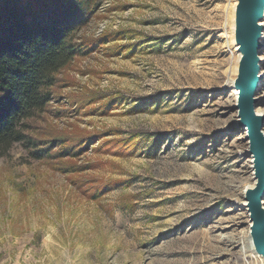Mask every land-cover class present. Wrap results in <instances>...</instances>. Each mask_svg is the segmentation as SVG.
Masks as SVG:
<instances>
[{
  "label": "rangeland",
  "instance_id": "rangeland-1",
  "mask_svg": "<svg viewBox=\"0 0 264 264\" xmlns=\"http://www.w3.org/2000/svg\"><path fill=\"white\" fill-rule=\"evenodd\" d=\"M236 5L99 0L25 121L56 155L23 142L0 154V264H260L241 205L254 159L226 87ZM260 59L256 114L264 46Z\"/></svg>",
  "mask_w": 264,
  "mask_h": 264
},
{
  "label": "trees",
  "instance_id": "trees-1",
  "mask_svg": "<svg viewBox=\"0 0 264 264\" xmlns=\"http://www.w3.org/2000/svg\"><path fill=\"white\" fill-rule=\"evenodd\" d=\"M99 0H0V154L23 142L37 159L53 157L51 144L25 133V121L52 100L57 73L83 48L75 36ZM61 146V156L76 153Z\"/></svg>",
  "mask_w": 264,
  "mask_h": 264
},
{
  "label": "water",
  "instance_id": "water-1",
  "mask_svg": "<svg viewBox=\"0 0 264 264\" xmlns=\"http://www.w3.org/2000/svg\"><path fill=\"white\" fill-rule=\"evenodd\" d=\"M264 0H237L234 19L235 42L242 53L234 86L237 98L238 124L247 128L249 153L253 155L256 184L244 191L250 213V237L254 250L264 259V134L263 119L256 114V95L261 82L260 53L263 37ZM264 264V263H263Z\"/></svg>",
  "mask_w": 264,
  "mask_h": 264
},
{
  "label": "bare ground",
  "instance_id": "bare-ground-1",
  "mask_svg": "<svg viewBox=\"0 0 264 264\" xmlns=\"http://www.w3.org/2000/svg\"><path fill=\"white\" fill-rule=\"evenodd\" d=\"M261 23L264 24V19L261 20ZM261 42L262 44H264V36L261 38ZM236 50H238L237 52H234V55H233V63H234V68H233V75L231 77V79L228 81L226 87L230 88L231 86L234 85L235 83V80H236V73H237V68L239 66V60L241 59V56H242V53L239 51V48L238 46L235 47ZM261 60V59H260ZM262 65L263 63L261 62V69H262ZM260 75H261V70H260ZM262 75H261V80H262ZM260 87V86H259ZM236 94L239 95L240 94V91L238 89L235 90ZM263 112H264V108L261 109L257 115L262 118V115H263ZM262 134H264V132H262ZM257 179L255 178V183H256ZM255 185V184H254ZM254 185H251V187H253ZM241 205L242 206H245V208H248V201L244 198L242 201H241ZM263 206H264V201H263ZM249 209V208H248ZM252 224V223H251ZM246 242L248 243L247 245L248 248L250 249V251H254L255 252V255H257L259 257V260H260V264H263L264 263V259L259 256L256 251L254 250V245H253V240H252V237H250V234L248 235V237L246 236Z\"/></svg>",
  "mask_w": 264,
  "mask_h": 264
}]
</instances>
